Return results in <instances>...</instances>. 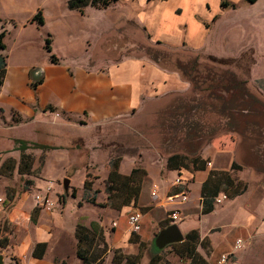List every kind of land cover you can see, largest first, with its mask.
Instances as JSON below:
<instances>
[{"label": "rangeland", "instance_id": "1", "mask_svg": "<svg viewBox=\"0 0 264 264\" xmlns=\"http://www.w3.org/2000/svg\"><path fill=\"white\" fill-rule=\"evenodd\" d=\"M35 1L23 0L21 7L15 10L14 18H25ZM135 5V0L112 1L107 6V13L113 21L120 22L126 16L135 15ZM211 32L209 45L204 47L211 54L155 45L148 41L143 30L137 26L129 27V31L121 27L107 40H102L95 55H146L161 66L180 70L182 76L190 81V90L161 100L156 105L155 116L146 114L133 124L132 128L142 134L129 131L128 135L120 126L107 127L110 128V131L106 130L108 139L105 142L108 156L97 158L84 145L77 146L75 139L80 135L79 127L48 123L49 127L59 128L57 131L61 134L49 136L42 132L41 140L54 143L63 141L66 157L55 156V150L50 148L39 149L35 153L31 172L25 174L17 170L19 157L1 158L0 161L8 159L0 166V202L3 201L1 204L4 207L0 211V236L7 237L5 243L4 239H0L3 264H31L38 258H44L46 262L52 260L53 264H84L76 255L77 244L93 261L91 264H131L134 256L139 257L138 264H148L155 255L158 257L154 260L155 264H196L197 260L180 254L177 251L179 248L172 244L156 253L153 251L151 243L155 233L169 221L164 206L154 202L158 201V197L151 198L150 205L140 207L143 213L141 227L133 231L126 217L132 203L119 205L128 191L123 189L118 194L112 193V197L107 196L106 176L111 159L120 154L118 169L128 173L134 161L139 165V158H131L126 152L136 155L138 151L134 148L148 145L147 140L150 139L154 142L157 139L162 148L156 143L154 145L160 152L181 151L192 155L186 142L199 153L203 145L215 143L216 139L227 141L229 137L234 138L233 160L240 166L231 168L230 165L228 172L244 185L245 194L229 196L225 205L213 200L215 214L203 212L202 221L210 219L226 224L230 219L236 220L241 215L238 206L242 200L252 204L256 197L264 194V122L248 116L241 122V130H232L227 124L228 115L221 107L222 96L228 95L226 87L233 88L238 99L248 93L264 104V0H238L236 7L222 8L212 23ZM126 41L128 43L123 45ZM231 82H236L233 87ZM178 101L183 103L178 105ZM12 124L8 122L0 126V151L14 147L15 136L28 135L33 129L27 124ZM33 138L38 140L40 137L36 135ZM122 140H129V148L121 143ZM16 152L19 154L20 150L16 148ZM55 163L58 164L53 167ZM65 176L70 179L67 196H63L62 180ZM185 176L190 180L189 173ZM49 182H52V186L48 196L53 205L46 208L36 202L35 194L43 192ZM180 187L172 186L169 192ZM196 187L194 184L188 192L187 203L196 194ZM224 192L227 193L226 190ZM22 193L24 206L20 210L15 204ZM154 206L156 209L149 213ZM183 206L176 203L169 205L179 209ZM9 210L14 212L9 215ZM175 221L184 234V224L193 221V218L183 217ZM40 225L48 228L52 236L48 241H38L45 242V245L42 256L36 257L35 253L42 248L38 245L33 252L37 243L36 230ZM79 235L81 238L77 241ZM196 248L209 264H219L222 251L212 252L208 239H204ZM237 256L229 264H237ZM246 257L248 255L240 257L243 264Z\"/></svg>", "mask_w": 264, "mask_h": 264}, {"label": "crops", "instance_id": "2", "mask_svg": "<svg viewBox=\"0 0 264 264\" xmlns=\"http://www.w3.org/2000/svg\"><path fill=\"white\" fill-rule=\"evenodd\" d=\"M220 1L135 0V15L116 22L107 13V6L112 2L106 6L88 4L80 11L69 8L67 0H36L30 13L17 20L14 18L15 10L21 7L23 0H0L3 4L0 9V29H5L2 37L4 47L0 48V54H5V69L0 84V126L3 127L8 122L13 123L12 125H29L33 128L32 132L15 138L50 145V149L55 150L53 154L60 158L66 157L63 141L54 143L51 140H41L42 132L49 136L61 134L57 131L59 128L49 127L48 123L64 127L76 126L80 128V135L75 139L77 146L84 145L97 158L108 156L105 142L108 139L106 130L110 131V128L107 127L120 126L128 135L129 131L142 134L132 128L133 124L146 114L155 116L156 105L161 100L185 94L190 90V81L178 70L161 66L146 55H95L102 40H107L121 27L129 31V27L137 26L143 30L148 41L155 45L209 53L204 47L211 40L212 23L222 8L232 7H221ZM227 1L234 2L233 7L237 6L238 0ZM38 9L44 18L41 25L31 19ZM47 34L50 36L51 51L58 57L57 61L49 58L44 47ZM127 43L123 42V45ZM33 81H37L35 87L31 84ZM36 135L40 138L33 140ZM229 138L227 141L216 139L215 143H207L201 147L198 153L204 159L201 168H193L191 163L179 168L168 167L166 157L174 151L160 152L151 139L147 140L148 145L134 148L138 151L136 155L126 152L131 158L135 159L137 156L139 166L145 169L137 198L135 201L131 200V203L138 207L150 205L151 185L153 182L157 183L158 179L159 192L164 198L167 193H171L169 189L172 186H180L176 183V178L180 177L187 182L188 192L194 184L197 186L196 194L189 203V197L176 203L184 205L180 209L181 219L193 218V221L184 224L185 231L194 228L200 239L211 242L212 252L229 253L224 263H232L231 259L238 255L237 264H243L240 257L248 255L245 264H264V194L256 197L252 204L242 200L238 206L241 215L236 220L230 219L226 224L210 219L202 221V184L210 171L218 174L221 171L228 172L234 154V138ZM125 141L122 140L121 143L129 148V140ZM37 150L39 148L34 152H38ZM1 152V158H18L20 155L16 152L15 145ZM135 164L134 161L131 168L138 166ZM186 173L190 174V180L185 176ZM225 190L228 193L222 184L217 194ZM243 191L238 195L245 194ZM228 197L229 194L219 203L225 205ZM23 201L22 193L15 204L20 210L24 206ZM1 202L0 211L4 209ZM169 205L170 203L161 206L167 210ZM155 206L150 208L149 213L156 209ZM213 211L212 206L210 213L215 214ZM12 212L14 211L9 210V215ZM36 236L38 242L48 241L52 235L48 228L40 225ZM237 237H242L244 244L234 250ZM38 263L53 264L52 260L46 262L44 258L31 262Z\"/></svg>", "mask_w": 264, "mask_h": 264}, {"label": "trees", "instance_id": "3", "mask_svg": "<svg viewBox=\"0 0 264 264\" xmlns=\"http://www.w3.org/2000/svg\"><path fill=\"white\" fill-rule=\"evenodd\" d=\"M112 1H116V0H67V6L69 8H75V9L82 11L83 8L88 4L97 5V6H106ZM250 1H254V0H250ZM220 5L221 7H226V6L233 7L235 6V3L229 2L227 0H221ZM31 19L34 20L37 23V25L43 24L44 18H43L41 10L38 9L32 15ZM4 33H5V29L1 28L0 29V48L4 47V43L2 42V37ZM44 40H45L44 47L49 53V58L52 61H57L58 57L55 55V53H53V51H51L49 34L45 36ZM4 69H5V54L1 53L0 54V84L2 82V77L4 75ZM36 83L37 81H33L31 84L33 87H35ZM235 83L236 82H231V86H234ZM221 102H222L221 107L223 109V112L226 113L227 115L229 113L230 114L229 117L233 118L234 113L232 110L230 111V109H232L237 103L240 102L236 93L232 92L226 97L222 96ZM15 142H16L15 148H18L20 150L19 160L17 163V170L21 174L31 172L33 162L35 161L34 151L36 148L43 150V149L51 147L50 145H47L44 143L35 142V141L30 142L25 139H16ZM1 153L2 152L0 151V160H1ZM9 159H13V158H9ZM6 160L8 159H4L3 161H0V166L3 165ZM120 160H121L120 154H117L111 159V165H110V168L106 176V180H107L106 187L108 188V191H109L107 195L108 198L112 197L111 194L114 192L118 194V192L119 191L122 192L123 189L128 191L126 193V198L124 199V201H122V203L119 204L121 206L125 203L131 202V200H134V201L136 200L140 186H141V182L145 175V169L138 165V166H133L128 173H123L119 171L118 169ZM190 163L193 166V168H201L203 166L204 159L200 158V155L198 153L189 155L188 153L180 152V151L171 152L166 157V165L168 167L179 168L184 165L186 166ZM236 166L238 167L240 166V164L233 160L231 162V168H234ZM224 178H225V182H224ZM222 184L224 185V187L226 186V189L228 190L227 195L229 194V196H232L235 194L237 195L244 190V186L241 185L240 180L234 179V177H232L228 172L221 171L218 174L215 171H210L207 178L203 181L202 189H201V201L203 204L202 212H207L212 209L213 197L217 194ZM128 193H129V198L127 197ZM169 221H167L166 223H169ZM80 238H81L80 235L77 236V241L80 240ZM0 239H4V243L7 242L6 236H3L2 238L0 236ZM203 240L204 238L200 239L198 232L196 231V229L193 228L184 233L183 240L172 243V246L179 248L177 251L180 254L188 256L189 258H191V260L193 259L197 260L196 264H209L206 261V259L202 257V255L199 253V251L196 248L197 244L198 243L202 244ZM38 245L42 246V248L39 251H37V254L35 253V256L41 257L45 242H37L33 248V252H35L36 247ZM83 250L84 249L81 248L80 245L77 244L76 250H75L76 255L82 259L84 264L93 263L91 259L87 258ZM156 258H158L157 255L151 257L148 264H155L154 260ZM138 259H139L138 256H134L131 264H138Z\"/></svg>", "mask_w": 264, "mask_h": 264}, {"label": "water", "instance_id": "4", "mask_svg": "<svg viewBox=\"0 0 264 264\" xmlns=\"http://www.w3.org/2000/svg\"><path fill=\"white\" fill-rule=\"evenodd\" d=\"M175 70H177V69H175ZM178 71L181 73L180 70H178ZM226 89H227L228 95L231 94L232 92H234V93L236 92L231 87H226ZM239 100H240V102L237 103L232 109H230V111L232 110L234 113L233 118L229 117V115H230L229 113H228V117H227V124L229 125V127L232 130H241L243 127L241 122L245 121V119L248 118V116H251L252 119H254V118L258 119L262 123L264 122V104L260 103L256 97H254L252 94H248V93H244V98H240ZM179 103L181 104L183 102L178 101L177 104L180 105ZM184 103H186V102H184ZM183 105L186 106V104H183ZM155 143L159 145V142L157 141V139H156ZM186 143H187L186 145H187L189 153L195 154L196 150L193 147V145L191 147V146H189L188 142H186ZM69 182H70L69 177H67V176L63 177L62 185H63L64 195L68 194ZM183 238H184V234H183L182 230L180 229L178 223L176 221H170L169 223H167L164 226H161L158 229V231L155 233V235L152 239L151 246H152L153 251L156 253L159 250H161L162 248H164L165 246L172 244L174 242L181 241V240H183ZM0 264H3V255L1 253H0Z\"/></svg>", "mask_w": 264, "mask_h": 264}, {"label": "built area", "instance_id": "5", "mask_svg": "<svg viewBox=\"0 0 264 264\" xmlns=\"http://www.w3.org/2000/svg\"><path fill=\"white\" fill-rule=\"evenodd\" d=\"M180 179H181L180 177H177L176 183H179L181 187L175 192L167 193L164 198L163 196H161L159 192V185L156 182H153L150 189L151 197L153 199L158 197L157 202H159L160 205H165L168 203L172 204L187 200L188 188L186 182L182 181V179L181 181H179ZM51 186H52V182H49L46 184L43 192L35 194L36 202L41 206H45L46 208H50L53 205V201L48 196V192ZM227 196H228L227 193L223 191L222 193L215 195L213 197V200L216 202H220L223 199L227 198ZM166 211H167V217L169 218L170 221H175L181 217V210L178 207H169ZM142 214L143 213L140 207L134 204H131L129 206V209L126 213V217L131 230L138 231L140 229ZM114 224H116V222H114ZM243 244H244V239L242 237H237L233 245L234 250L242 247ZM228 256L229 253L226 252L222 253L218 260L219 264H223L227 260Z\"/></svg>", "mask_w": 264, "mask_h": 264}]
</instances>
